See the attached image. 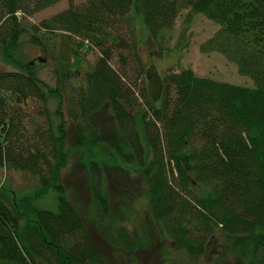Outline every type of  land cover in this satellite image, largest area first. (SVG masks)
Masks as SVG:
<instances>
[{"label": "trees", "instance_id": "16d2710c", "mask_svg": "<svg viewBox=\"0 0 264 264\" xmlns=\"http://www.w3.org/2000/svg\"><path fill=\"white\" fill-rule=\"evenodd\" d=\"M58 1L0 0L3 55L9 58L24 36L26 42L43 44L51 30L61 31L64 60L77 49L97 47L92 70L77 86H65L69 71L61 62L57 74L63 85L51 93L59 92L87 141L107 127L126 141L140 166L152 230L191 256L201 255L214 237L222 239L221 258L229 252L240 264H264V0H87L69 4L39 26L19 20L18 12L31 15ZM184 8L218 25L199 45L200 52L223 55L253 86L183 68L162 77L157 101L144 87V106L137 107L131 87L110 63L114 57L126 61L128 45L117 27L122 19L132 26L139 21L154 41ZM73 37L79 40L70 43ZM47 100L29 62L17 70H0V167L37 177L36 198L49 190L57 194L51 210L33 206L32 198L16 201L0 186V264H111L67 197L61 181L68 162L66 134L61 121L52 122ZM196 185L206 192L193 195L190 189ZM91 194L108 218L104 184L101 190L94 186ZM115 231L108 243L127 254L151 240L122 225Z\"/></svg>", "mask_w": 264, "mask_h": 264}, {"label": "rangeland", "instance_id": "374dc122", "mask_svg": "<svg viewBox=\"0 0 264 264\" xmlns=\"http://www.w3.org/2000/svg\"><path fill=\"white\" fill-rule=\"evenodd\" d=\"M86 1L60 0L31 15L18 12V17L25 25L39 26L42 20L65 10L69 4L77 6ZM117 28L128 45V49L123 52L126 61L121 63L114 57L110 63L122 73L121 80L131 87L138 103L137 107L144 106L141 93L147 86L145 69L150 61L154 62L161 77L170 71L177 72L183 68H190L197 76L247 87L253 86L252 80L239 74L235 64L226 60L223 55L217 52H200L199 45L218 29V25L189 8L182 9L175 17L172 27L163 30L154 41L146 36L139 21H135L132 26L122 19ZM40 32L47 33L45 29H40ZM60 35L61 31L51 30L42 38L43 44L26 42L25 36L20 38V44L12 49L9 58L0 50V70H17L19 64L33 61L32 71L48 94L46 106L52 122L56 124L61 121L66 134L68 162L61 170V181L68 199L82 216L85 229L94 245L111 264H240L237 257L229 252L221 258L223 251L221 238H211L201 255L191 256L177 248L171 239L162 237L152 230L146 187L140 174V166L134 160L126 141L111 127L105 128V132L92 142L87 141L80 131V124L69 117L64 99L58 96L59 92L51 93L53 90L59 91L63 85L57 74V67L61 62L66 63V70L69 71L70 81L64 84L73 87L79 84L85 73L92 70L99 55L97 47L92 45L86 51L82 48L77 49L75 56L69 55L67 60H64L59 52L62 42ZM132 38L136 45H132ZM74 40L79 39L73 37L69 42ZM114 53H117L116 50ZM169 180L174 183L170 174ZM103 184L109 196L108 218L99 211L91 194L94 186L101 190ZM0 186L6 187L7 193L16 201L32 198L30 200L33 206L56 209V192L49 190L37 198L34 197L35 191L39 188L38 180L27 172L0 167ZM190 191L195 196L206 192L203 186L197 185ZM121 225L131 234L137 232L151 240L144 248L130 254L121 248H113L108 243V235L116 234V227ZM109 226L113 230L109 232L110 234Z\"/></svg>", "mask_w": 264, "mask_h": 264}, {"label": "water", "instance_id": "95a60500", "mask_svg": "<svg viewBox=\"0 0 264 264\" xmlns=\"http://www.w3.org/2000/svg\"><path fill=\"white\" fill-rule=\"evenodd\" d=\"M29 63L31 64L33 61ZM145 77L149 95L152 101H157L162 93L163 81L153 61H150V64L145 69Z\"/></svg>", "mask_w": 264, "mask_h": 264}, {"label": "bare ground", "instance_id": "6f19581e", "mask_svg": "<svg viewBox=\"0 0 264 264\" xmlns=\"http://www.w3.org/2000/svg\"><path fill=\"white\" fill-rule=\"evenodd\" d=\"M233 84V83H232ZM199 234H202V231L201 230H197Z\"/></svg>", "mask_w": 264, "mask_h": 264}]
</instances>
